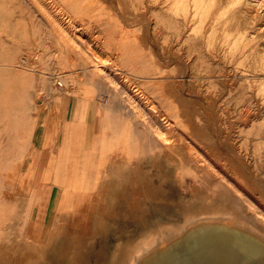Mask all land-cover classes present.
I'll return each instance as SVG.
<instances>
[{"label": "rangeland", "instance_id": "1", "mask_svg": "<svg viewBox=\"0 0 264 264\" xmlns=\"http://www.w3.org/2000/svg\"><path fill=\"white\" fill-rule=\"evenodd\" d=\"M194 1L0 0V264H125L203 207L264 232V0Z\"/></svg>", "mask_w": 264, "mask_h": 264}, {"label": "bare ground", "instance_id": "2", "mask_svg": "<svg viewBox=\"0 0 264 264\" xmlns=\"http://www.w3.org/2000/svg\"><path fill=\"white\" fill-rule=\"evenodd\" d=\"M174 1H176V0H174ZM195 1H194V3H196V5H197V1L196 2ZM180 2H181V0H180ZM192 3H193V1H192ZM181 5H184V4H181ZM162 6H164V5H162ZM197 7L199 8V6H197ZM229 8H230V6H229ZM232 8H233V6H232ZM229 12H230V10H229ZM217 15L218 14H216V16ZM222 15H224V14H222ZM226 15H228V13ZM226 15H224V16H226ZM229 15H231V14L229 13ZM218 18H220V17H218ZM228 18L229 17H227V19ZM227 21H225V22H227ZM223 24H224V22H223ZM211 25H212V23H211ZM213 25H215V24H213ZM220 25H221V23H220ZM215 27L213 26V29ZM226 27H227V25L225 26V28ZM217 29H219V28H217ZM211 31H213V30L211 29ZM238 32H239V30H238ZM235 34H236V32H235ZM240 34H241V32H240ZM225 35H227V34H225ZM236 35H238V34H236ZM214 36H216L215 33H214ZM229 36H231V35H229ZM246 37H244V38H246ZM242 38H243V36H242ZM224 42H225V40H224ZM229 42H230V40H228V43ZM231 42L233 43V41H231ZM242 42H243V40H242ZM243 44H245V39H244ZM249 44H250V42H249ZM254 49L256 52L255 47H254ZM246 51L248 53V50H246ZM243 52H244V50H243ZM243 52H241L242 53L241 55H244ZM219 54H220V52H219ZM225 54H228V53H225ZM262 54H263V52H262ZM240 57H242V56H240ZM244 59H245V57H244ZM227 60H228V58H227ZM263 62H264V59H263ZM209 136L210 135H208L207 137H209ZM204 137H205V134H204ZM206 139H204L203 141H205ZM206 141H205V143H208ZM216 146H219V145L217 144ZM216 146H214V147H216ZM212 149H213V147H212ZM48 237H50V235ZM51 237H52V235H51ZM53 237H54V235H53ZM52 238H51V240H52ZM47 242H48V240H47ZM52 243H53V241H52ZM48 244H49V242H48ZM46 246H47V244H46ZM125 264H264V232H262L257 227L252 225L249 222V220H247L245 217H243L240 213H238L235 210H232L228 207H225V206H217V207H212V208L211 207H209V208L203 207V208L195 210L194 214L188 216L186 218L185 224L183 226L178 227V228L163 227L159 231L154 232L153 234L149 235L148 237L140 240L135 245L129 247L127 250V253H126Z\"/></svg>", "mask_w": 264, "mask_h": 264}, {"label": "crops", "instance_id": "3", "mask_svg": "<svg viewBox=\"0 0 264 264\" xmlns=\"http://www.w3.org/2000/svg\"><path fill=\"white\" fill-rule=\"evenodd\" d=\"M58 103L60 105V117L58 118L57 129L59 131L62 144H67L70 141L77 140V137L81 139L83 138V140H86L87 142L86 150H88L87 152L89 154V157L87 155L85 159L82 154L74 155L73 153V157H71L68 162H63L61 165L73 167L93 166V157L95 156L94 151L96 147L94 148L93 146H88V141L90 142L92 140V137L95 136V127L93 128L92 125L90 126L87 123L86 120L89 119V117H84L82 111H77L79 108L82 110L83 107H86V103L88 102H86L85 100H76L75 103H72V100H70L66 96H60L58 98ZM80 125L84 129L82 132L80 131Z\"/></svg>", "mask_w": 264, "mask_h": 264}, {"label": "built area", "instance_id": "4", "mask_svg": "<svg viewBox=\"0 0 264 264\" xmlns=\"http://www.w3.org/2000/svg\"><path fill=\"white\" fill-rule=\"evenodd\" d=\"M59 85H60V86H62V84H61V83H59Z\"/></svg>", "mask_w": 264, "mask_h": 264}]
</instances>
